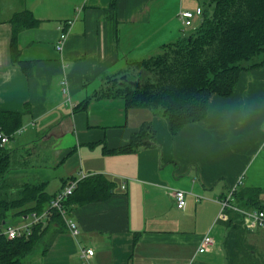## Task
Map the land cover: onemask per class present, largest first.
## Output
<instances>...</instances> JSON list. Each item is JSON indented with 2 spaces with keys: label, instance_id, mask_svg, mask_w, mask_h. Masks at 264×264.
Masks as SVG:
<instances>
[{
  "label": "crops",
  "instance_id": "obj_1",
  "mask_svg": "<svg viewBox=\"0 0 264 264\" xmlns=\"http://www.w3.org/2000/svg\"><path fill=\"white\" fill-rule=\"evenodd\" d=\"M197 7L198 0H0V112L21 122L6 145L14 176L52 196L71 178L100 176L110 188L67 205L77 237L63 222L43 225L24 264H236L238 244L264 256V229H247L231 210L218 218L230 191L233 204L252 210L237 199L253 189L264 208V65L240 71L230 95L210 94L204 116L175 133L161 110L128 107L115 94L131 63L194 31L201 16L185 27L179 12ZM22 11L37 22L13 38L12 18ZM143 123L156 145L114 152ZM173 189L186 192L182 209ZM205 235L213 244L198 252ZM84 249L93 254L82 256Z\"/></svg>",
  "mask_w": 264,
  "mask_h": 264
},
{
  "label": "trees",
  "instance_id": "obj_2",
  "mask_svg": "<svg viewBox=\"0 0 264 264\" xmlns=\"http://www.w3.org/2000/svg\"><path fill=\"white\" fill-rule=\"evenodd\" d=\"M198 1L202 14L194 31L164 45L157 54L131 63L128 70L120 73V84L115 87V94L121 95L128 107L161 110L172 133L204 116L210 94L230 95L240 71L264 65V0ZM36 22L30 11L15 14L13 38L20 29ZM20 123V114L0 112V126L10 139ZM6 145L0 146L1 229L12 226L8 223L10 216L23 218L48 209L53 197L44 191L43 185L24 183L14 176L13 157ZM154 145L152 127L143 123L128 143L114 152H132ZM109 189V183L100 176L84 178L78 181L66 203L69 206L73 199L95 200ZM240 195L237 201L243 202L244 207L262 208L257 207L255 190ZM51 220L63 222L57 214ZM41 230L38 224L27 238L14 239L0 233V264H24V258L38 245ZM241 246L238 244L236 264L240 254L242 264L246 260L245 264H264V256L255 258L250 247L245 249L244 245L240 249Z\"/></svg>",
  "mask_w": 264,
  "mask_h": 264
},
{
  "label": "built area",
  "instance_id": "obj_3",
  "mask_svg": "<svg viewBox=\"0 0 264 264\" xmlns=\"http://www.w3.org/2000/svg\"><path fill=\"white\" fill-rule=\"evenodd\" d=\"M202 9L197 7L193 11L182 10L179 12V18L181 19L185 27H191L194 17L201 16ZM64 35L61 36L64 39ZM60 49V47H57ZM65 91V90H63ZM10 140V137L3 133L2 127L0 126V146L6 145ZM78 179H68L62 188L53 195L50 200L48 209H45L41 213L33 212L29 216V220L26 223H21L16 226H8L1 229L0 233H3L7 238L14 239L24 237L27 238L31 232L32 228L35 225L40 224L41 226L45 225L53 214L60 216L67 230L69 231L72 237H77L79 235V228L75 221L70 217V210L67 207V199L72 194L74 189L77 187ZM186 192L178 189L172 190V196L175 201V206L178 209H182L184 206ZM233 201V191H230L225 198H223L220 203V212L218 218L226 220V210H231L235 213H238L241 216V221L243 226L247 229H264V210L263 209H243L232 203ZM213 241L211 237L205 235L198 247V252H204L209 250L212 246ZM93 251L91 249L82 250V256L92 255Z\"/></svg>",
  "mask_w": 264,
  "mask_h": 264
},
{
  "label": "rangeland",
  "instance_id": "obj_4",
  "mask_svg": "<svg viewBox=\"0 0 264 264\" xmlns=\"http://www.w3.org/2000/svg\"><path fill=\"white\" fill-rule=\"evenodd\" d=\"M8 223L10 224V225H14V226H16V225H18V224H21L20 222H19V217H17V216H10L9 217V219H8ZM249 250H252V249H249ZM239 263H241L242 264V255L240 254L239 255V257H238V261H237V264H239Z\"/></svg>",
  "mask_w": 264,
  "mask_h": 264
}]
</instances>
